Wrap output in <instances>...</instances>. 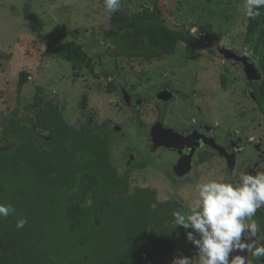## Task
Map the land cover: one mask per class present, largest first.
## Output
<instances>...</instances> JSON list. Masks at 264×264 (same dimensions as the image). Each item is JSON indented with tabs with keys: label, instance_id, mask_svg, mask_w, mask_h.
<instances>
[{
	"label": "rangeland",
	"instance_id": "1",
	"mask_svg": "<svg viewBox=\"0 0 264 264\" xmlns=\"http://www.w3.org/2000/svg\"><path fill=\"white\" fill-rule=\"evenodd\" d=\"M245 2L120 0L127 14L156 5L168 27L188 30L200 42L192 45L179 41L172 54L146 61L119 55L105 38L111 13L103 0H0V146L16 139L1 132L9 116L33 123L37 110L30 103L34 87L42 86L45 102L57 103L71 126L108 123L114 131L111 156L118 170L126 166L130 156L150 160L144 168L132 171L129 194L136 187L150 188L158 201L177 198L188 214L197 184L228 180L224 161L214 158L202 164L196 169V181L190 179L176 187L154 169L149 143L153 144L163 124L171 127L169 130L205 127L217 148L220 146L216 144L228 137L237 143L263 141L264 119L251 97L243 66L220 55L221 48L231 49L259 70L257 63L264 55V46L254 52L243 43ZM70 40L86 52L83 62L73 65L54 54L45 55L46 48ZM22 70L29 77L18 93L16 83ZM111 84L116 86L114 90ZM163 90L171 96L158 103ZM124 93L132 97L130 104L125 103ZM83 94L87 96L85 108L80 105ZM38 133L48 135L41 129ZM177 242L166 264L180 255L193 256L195 247L190 241L181 243L178 238Z\"/></svg>",
	"mask_w": 264,
	"mask_h": 264
},
{
	"label": "trees",
	"instance_id": "2",
	"mask_svg": "<svg viewBox=\"0 0 264 264\" xmlns=\"http://www.w3.org/2000/svg\"><path fill=\"white\" fill-rule=\"evenodd\" d=\"M259 13L247 18L243 42L254 52L264 46V8ZM104 36L119 55L146 61L172 54L179 41L200 43L188 30L168 27L156 5L134 14L119 7L110 14ZM44 53L73 65L87 57L72 40ZM257 64L261 79L251 81V95L264 117V55ZM28 77L25 70L18 73V93ZM115 88L111 84L110 89ZM44 92L42 86L34 87L33 123L11 115L1 129L16 139L0 146V204L15 209L0 217V264H166L177 239L185 242L190 231L171 228L173 212L185 214L183 206L175 200L158 201L147 187L129 194L132 171L149 162L134 158L118 170L111 156L114 131L108 123L73 127L57 103L45 102ZM86 103L83 94L81 108ZM38 129L48 135H40ZM20 217L27 223L18 229Z\"/></svg>",
	"mask_w": 264,
	"mask_h": 264
},
{
	"label": "clouds",
	"instance_id": "3",
	"mask_svg": "<svg viewBox=\"0 0 264 264\" xmlns=\"http://www.w3.org/2000/svg\"><path fill=\"white\" fill-rule=\"evenodd\" d=\"M105 9L116 12L120 0H103ZM264 0H246L243 13L249 19L259 16ZM223 46L227 47L225 42ZM155 209L156 205H151ZM264 208V172L241 174L239 179L218 181L210 179L197 184V194L188 214L173 212L171 228L190 229L187 240L196 248L194 256L180 255L171 264H249L246 255L264 257V242L257 244L261 231L253 217ZM15 211L11 204H0V217ZM27 223L25 217L16 221L18 229ZM234 253H237L234 255Z\"/></svg>",
	"mask_w": 264,
	"mask_h": 264
},
{
	"label": "flooded vegetation",
	"instance_id": "4",
	"mask_svg": "<svg viewBox=\"0 0 264 264\" xmlns=\"http://www.w3.org/2000/svg\"><path fill=\"white\" fill-rule=\"evenodd\" d=\"M251 86L252 83L250 82V94ZM134 103L135 101H132L131 105ZM162 115L163 112L161 117ZM162 128L169 130L168 128L171 127L163 124ZM205 129V127L191 126L186 129L173 130L179 133L181 137L156 133L153 144L151 142L149 143L151 152L148 151L151 155V163L154 165V169L158 171L159 176L163 175L172 186L181 187L183 186V182H187L190 179L196 181L198 177L196 169L214 158L219 162L224 161L226 174L229 176L227 181L239 179L241 174H258L264 172V139L259 143L250 141L237 143L228 137L222 139L221 143H217L216 145L220 146L217 148L210 142L211 138L206 134ZM212 138L214 139L215 137ZM133 159L130 156L127 165ZM141 160L150 161L149 159ZM229 166L230 169L228 168ZM191 173L193 174L191 175ZM176 199L171 198L169 200L177 201ZM253 219L256 220L261 229L256 239L257 244H259L264 242V208L258 209ZM195 252L196 248L194 249V254ZM238 254L246 255L249 264H264V257L257 259L253 258L251 253Z\"/></svg>",
	"mask_w": 264,
	"mask_h": 264
},
{
	"label": "water",
	"instance_id": "5",
	"mask_svg": "<svg viewBox=\"0 0 264 264\" xmlns=\"http://www.w3.org/2000/svg\"><path fill=\"white\" fill-rule=\"evenodd\" d=\"M220 55L224 58L227 59H232L235 61H238L241 63V65L243 66L244 72L247 76V78L249 79V81H259L261 79V75L260 72L258 71V69L253 65V63L249 62L245 57L243 56H238L237 54H235V52L231 49H227V48H221L220 49ZM171 94L170 92H168L167 90H163L161 92V96L158 100V103H162L166 100H168L170 98ZM123 99L125 101L126 104H130V96L127 93H124L123 95ZM157 133H161L163 135H174V136H178L181 137V135L173 130H165L164 128L160 127V129L157 131Z\"/></svg>",
	"mask_w": 264,
	"mask_h": 264
}]
</instances>
